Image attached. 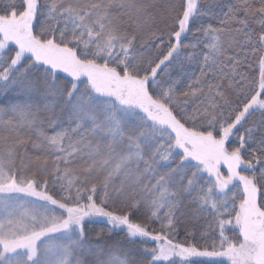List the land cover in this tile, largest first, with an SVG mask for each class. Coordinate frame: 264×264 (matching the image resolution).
<instances>
[{
  "label": "snow or ice",
  "instance_id": "snow-or-ice-1",
  "mask_svg": "<svg viewBox=\"0 0 264 264\" xmlns=\"http://www.w3.org/2000/svg\"><path fill=\"white\" fill-rule=\"evenodd\" d=\"M0 264H264V0H0Z\"/></svg>",
  "mask_w": 264,
  "mask_h": 264
},
{
  "label": "rangeland",
  "instance_id": "rangeland-1",
  "mask_svg": "<svg viewBox=\"0 0 264 264\" xmlns=\"http://www.w3.org/2000/svg\"><path fill=\"white\" fill-rule=\"evenodd\" d=\"M0 99H3V98H0Z\"/></svg>",
  "mask_w": 264,
  "mask_h": 264
}]
</instances>
